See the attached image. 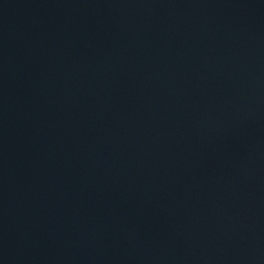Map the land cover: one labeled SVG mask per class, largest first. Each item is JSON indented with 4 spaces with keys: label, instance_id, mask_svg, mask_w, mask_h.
<instances>
[{
    "label": "water",
    "instance_id": "1",
    "mask_svg": "<svg viewBox=\"0 0 264 264\" xmlns=\"http://www.w3.org/2000/svg\"><path fill=\"white\" fill-rule=\"evenodd\" d=\"M0 264H264V0H0Z\"/></svg>",
    "mask_w": 264,
    "mask_h": 264
}]
</instances>
